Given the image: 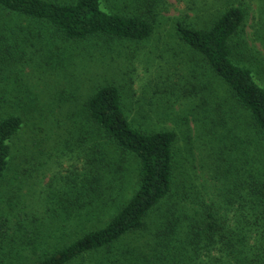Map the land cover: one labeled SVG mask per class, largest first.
Here are the masks:
<instances>
[{"label": "trees", "instance_id": "1", "mask_svg": "<svg viewBox=\"0 0 264 264\" xmlns=\"http://www.w3.org/2000/svg\"><path fill=\"white\" fill-rule=\"evenodd\" d=\"M0 8L28 20L27 28L40 31L37 37H47V33L68 46L98 38L105 42L111 37L142 41L154 31V19L113 12L102 0H0ZM245 15L242 7L230 6L209 26L177 24L179 38L225 89L226 96L213 94L206 101L204 116L198 119L202 133L209 143L214 142L206 151L208 164L201 166L210 171L209 184L207 179L199 181L186 155L177 156L180 135L174 128H152V123L143 121L139 126L134 124L120 87L114 82H100L79 109L68 100L72 106H67L65 114L68 127L79 115L81 121L74 126L100 139L99 147L96 139L90 141L92 155L77 169L72 190L58 193L57 211L52 209L43 218L18 212L21 217L15 224L24 228L50 215L62 227L60 217L64 214L67 220L84 215L82 210L99 199L97 192L104 177L113 179L105 174L115 169L101 154L102 143L113 146L118 154L137 158L136 186L102 226H90L81 234L76 231L72 241L62 243L34 264H264V57L256 52L252 55L244 41H234ZM0 29V35L7 38L0 49L28 45L25 33H3L5 27ZM49 43L47 37L44 44ZM236 43L249 49L248 53ZM51 52L58 58L68 51L62 47ZM195 94L187 91L186 97ZM11 108V101L0 96V187L11 176L9 193L1 197L6 202L20 199L16 190L20 183L13 180L22 175L24 182L25 172L21 174L18 167L32 160L26 157L22 143L18 148L14 145L25 132L29 116ZM188 111L193 112L191 108ZM189 114L176 117L178 122L181 118L183 134L190 128ZM40 118L32 126H37L36 131L49 132L59 117L49 112ZM75 149L68 147L64 153ZM4 214L0 213L1 233L11 223ZM144 230L151 232L150 239L132 243L133 235Z\"/></svg>", "mask_w": 264, "mask_h": 264}, {"label": "rangeland", "instance_id": "2", "mask_svg": "<svg viewBox=\"0 0 264 264\" xmlns=\"http://www.w3.org/2000/svg\"><path fill=\"white\" fill-rule=\"evenodd\" d=\"M102 1L113 12L154 19L151 36L142 41L111 37L103 42L98 38L68 46L59 38L45 33L50 43L44 44L47 37H37L36 33L40 31L27 28L28 20L0 8V28L5 27L2 32L18 31L21 35L25 33L29 39L28 45L22 44L21 48L2 46L0 49V96L11 101V110L28 114V126L14 145L18 148L22 143L26 157L33 160L18 167L21 174L25 172L24 182L22 175L19 180H13L20 183L16 190L21 197L13 200L17 203L1 201V197H7L9 193L11 176L0 187V213L5 212V220L11 222L4 232H0V264H34L62 247V243L72 241L88 227L102 226L134 191L138 176L137 158L129 153L118 154L113 146L102 143V149L99 148L101 154L104 153L106 159L112 161V169H115L105 174L113 179L104 177L97 192L99 199L82 210L84 215L67 220L64 214L60 217L64 221L62 227L50 215L41 223L28 224L24 228L15 224L21 217L18 212H23V216L43 218L52 209L57 211L58 193L72 190L77 169L84 163V158L92 155L89 152L90 141L96 139V146L99 147L100 139L86 135L82 128L74 126L81 121L79 115L73 117L71 127H68L65 114L67 106H72L68 100L75 104L72 107L79 109L98 83H116L133 123L139 126L143 121L152 123V128H174L180 135L177 156L186 155L196 168L199 181L207 179L209 184L210 171L201 169V166L208 162L204 160L206 151L209 152L214 142L209 143L202 133L203 126L198 124V119L204 116L206 101L214 97L213 94L226 96L225 89L220 85L222 82L204 66L201 58L194 55L179 38L177 24L206 27L224 9L240 6L245 10V21L234 41L245 42L252 55L256 52V55L264 57V0ZM6 40L5 35H0V45ZM236 45L245 54L248 53L249 49ZM62 47L68 52L58 60L57 53L51 51ZM187 91H196L197 94L187 99ZM189 108L193 110L190 114ZM49 112L57 114L58 121L52 123L49 132L47 129L36 131L34 128L37 126L32 124ZM188 114L190 128L183 134L181 118L178 122L176 117ZM71 146L76 149L64 153ZM117 165L119 168H115ZM109 184L110 187L105 189ZM107 200L108 204H105ZM150 234L149 230H144L133 235L132 243H144L150 239Z\"/></svg>", "mask_w": 264, "mask_h": 264}]
</instances>
